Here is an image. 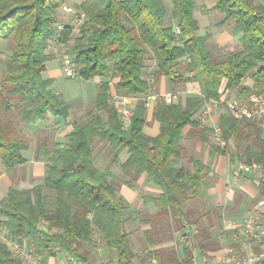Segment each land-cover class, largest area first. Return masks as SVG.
<instances>
[{
    "label": "trees",
    "instance_id": "trees-1",
    "mask_svg": "<svg viewBox=\"0 0 264 264\" xmlns=\"http://www.w3.org/2000/svg\"><path fill=\"white\" fill-rule=\"evenodd\" d=\"M69 0H0V42L6 41L7 58H0V113L15 112L24 124L46 122L49 115L67 121L71 105L51 86L45 75L47 51L53 40L70 47L77 76L90 79L111 72L118 76L115 87L133 95L152 92V83L143 76L149 59L155 61L154 75H164L171 84L196 81L200 95H188L177 102L157 101L153 115L159 132H144L145 108L135 107L124 123L109 95L108 81L97 85L94 109L74 121V130L52 149L42 141L38 157L45 162L43 180L29 189L9 187L0 198V226L10 239L27 238L42 256L59 250L73 253L83 264H95L83 244L98 245L99 239L115 251L117 264H135L129 234L125 229L126 200L110 182L119 164L122 178L134 184L141 174L161 187L162 192L145 198L155 212L145 230L147 247L173 239L185 228L195 229L198 245H215L212 233L200 216L183 204L201 196V181L207 166L202 158L188 155L184 138L209 141L211 127L197 116L206 99L219 98L220 87L238 95L264 86V2L259 0H215L240 33L241 48L213 60L207 37L198 34L194 16L195 0H171L170 15L165 0H80L74 5L85 12L72 36L73 25L65 24L57 36L58 10ZM180 29L176 32L174 26ZM252 72L253 85H244ZM225 144L210 143L212 152L233 156L230 140L238 144L250 139L243 160L264 169V128L247 119L220 113ZM188 128V129H187ZM187 129V130H186ZM10 119L0 120V160L6 169L25 161V141ZM98 142H104L110 159L101 170L97 164ZM128 152L120 161V152ZM46 221L49 229L40 224ZM185 232V231H184ZM185 235V233L183 234ZM158 264H194L189 244L182 251L175 246L148 250ZM0 264H25L0 240ZM254 264H264V259Z\"/></svg>",
    "mask_w": 264,
    "mask_h": 264
},
{
    "label": "crops",
    "instance_id": "crops-1",
    "mask_svg": "<svg viewBox=\"0 0 264 264\" xmlns=\"http://www.w3.org/2000/svg\"><path fill=\"white\" fill-rule=\"evenodd\" d=\"M259 1L264 2V0ZM167 2L169 7H171L169 3L171 0H167ZM214 4L215 0H211L210 5L207 6L209 9L201 12L199 15H197L195 7L194 16L198 21V34L206 35L205 31H210L206 29L207 27L211 29L214 25H222L221 29L213 34V37L207 38L208 42L210 43V38L215 39L219 47H224L227 41L233 42V39H235L234 36L236 35L237 42L235 46L240 49V33L234 30V34L229 35L225 28L226 23L223 22L224 15L215 12L216 8ZM147 63L148 64H146L144 68L143 76L152 83L153 93L177 91V89L168 88L171 87L169 78L164 75H160L156 78L153 71L147 70L150 67L154 69V60H148ZM56 65L57 62L55 58L48 60L46 62L45 75L52 79V89L59 94L63 100L69 103L63 96L64 92L58 89L56 85V73L54 70ZM85 80H91L93 86L88 89L85 94L78 95L79 98H77V96L72 99L78 100V106L73 109V115L69 113L67 121L61 117L49 115L46 122H39L36 124H24L20 122L21 126H19L18 132L26 143V147L22 151L25 161L10 169H6L0 160V198L6 194L11 186L26 190L43 180L45 162L37 155L41 142L46 141L48 148L52 149L56 142H64L66 140L67 135L74 130V121L85 117L90 110L94 109L97 85L101 81H108L109 95L118 113L122 100L128 98L130 101L128 105L132 113L138 105H142L145 108L144 132L152 136L159 132V121L153 115V107L157 102L156 100L150 99L145 102L144 98L146 95H133L125 90L116 88L115 82L118 81V76L111 72L104 76H95ZM253 82L254 80L251 72L245 77L244 85L251 87ZM184 88L192 92L190 95L201 94L199 84L196 81H186ZM220 91L221 94L225 92L227 95H232L234 93L233 91L224 90V83L221 85ZM179 98H181V96H179ZM223 111L225 110L222 106H211L210 119L204 121V123L211 127L213 122L219 120L220 113ZM186 141L187 138L183 140V144ZM210 143L211 141L196 139L192 152H188V155L201 157L207 166V170L201 181V196L186 201L183 204L186 209L194 211L195 215L200 216V222L207 226L209 232L212 233L215 245L212 248L205 249L204 252L198 245V239L195 236L196 230H191L189 227L177 232L173 239L155 243L147 247L144 232L149 228V219L155 212V205L152 201H146L145 198L151 194H159L162 192V189L157 184L149 181L147 175L144 173L138 177L134 184H129L120 178V165L118 164L117 166L114 164L111 166V170L115 174V177H111L110 182L128 204L124 212L125 229L129 234L134 252L136 253L138 250L142 251L144 249L147 252V258L149 260V262H146L147 264H158L156 258L148 254L149 249L173 245L178 250L182 251L184 244H189L192 247L194 264L195 253H198L202 257L203 262L204 260L206 261L204 263L219 264L224 258L227 250L238 246L236 235L241 231L240 223L245 216L254 210L264 226V207L256 205L257 201L264 196V169L259 165L246 172L240 171L237 175L235 170L240 162L227 152H212L210 150ZM223 145L219 146L222 147ZM98 147L100 153L98 156L99 164H97L99 168L103 170L109 162L110 153L108 148L105 147L104 142H98ZM127 155V150L123 149L119 154L120 161L125 160ZM40 226L44 231L49 229V225L46 221H43ZM2 233L5 234L4 228H2ZM184 233L185 235H183ZM180 239H183V241ZM25 243L32 245V242L27 238H25ZM261 248L262 246L260 244L255 243L250 249L252 251H258ZM108 249L115 252L109 247ZM56 259L57 258L53 255L41 257V260L47 264H54ZM102 264L106 263L102 262Z\"/></svg>",
    "mask_w": 264,
    "mask_h": 264
},
{
    "label": "built area",
    "instance_id": "built-area-1",
    "mask_svg": "<svg viewBox=\"0 0 264 264\" xmlns=\"http://www.w3.org/2000/svg\"><path fill=\"white\" fill-rule=\"evenodd\" d=\"M61 10L68 12L71 16V20L70 22L56 21L55 29L57 36L64 30L65 24H79L85 18V12L78 9L76 6L72 7L67 3H63L61 5ZM174 29L176 32L180 31L177 25L174 26ZM62 45L61 65L63 71L68 76H75L77 75V69L73 61V54L69 48H66L64 44ZM150 99L166 103L177 102L179 100V93L177 91H170L167 93L152 92L145 96L144 101L147 102ZM129 102L128 98H124L119 109V115L124 123H128L132 114L128 105ZM211 106H222L224 107V110L230 113L234 118L247 119L256 122L259 126L264 128V86L243 95H238L235 92L232 95H227L224 92L219 98L206 99L197 114L198 118L203 122L210 119ZM210 141L218 145L225 144L221 134L219 120L213 122L211 125ZM258 166L259 164L256 162H240L235 173L238 175L240 171L246 172L251 168ZM256 205L264 207V196L257 201ZM240 227L241 231L236 235L238 246L227 250L224 258L219 264H254L259 260L264 259V226L254 210L242 219ZM0 240L5 242L11 249L12 253L18 256L25 264H47L41 260L42 255L37 251L33 244H26L24 238H8L2 233L1 227ZM255 243L260 244L262 248L258 251H252L250 248ZM60 254H62V256H60ZM52 255L57 258L54 264H83V262L73 253H68L63 250H59ZM204 262L206 261L204 260ZM114 264H117V262Z\"/></svg>",
    "mask_w": 264,
    "mask_h": 264
},
{
    "label": "rangeland",
    "instance_id": "rangeland-1",
    "mask_svg": "<svg viewBox=\"0 0 264 264\" xmlns=\"http://www.w3.org/2000/svg\"><path fill=\"white\" fill-rule=\"evenodd\" d=\"M80 0H69L65 3L71 5L72 7L75 6V3H78ZM210 1L211 0H195V7H196V12L197 15H199L201 12L208 10L210 5ZM171 4V2H169ZM166 4L168 6V15L165 17L167 22H172L174 23V20L172 19L171 15H170V7L168 5V2L166 0ZM215 12L223 14L222 12L218 11L215 9ZM224 15V14H223ZM58 20L61 22H70L71 20V16L69 15L68 12L61 10V7L58 10ZM78 23L77 24H73V31H72V36H75L78 33ZM210 27V26H209ZM222 27V25H214L213 27L210 28H206L209 29L210 31H205L206 37H213V34L216 32H218V30H220ZM226 31H228L229 35H233L234 34V27L231 23H226ZM235 39H233L234 41H227L226 45H224V47H219L218 44L215 42V39H211L210 38V43L208 42V40H206V45H207V49L210 51L213 60H220L222 59L227 53H229L230 51H234L237 50L238 48L235 46L236 45V35L234 36ZM6 41H2L0 42V58L5 59L8 57L9 52L7 50L6 47ZM240 45V44H239ZM64 46L66 48L70 47L66 44H64ZM241 46V45H240ZM239 46V47H240ZM62 50H63V45L61 43H59L57 40H53L50 47L47 49V51H49V53L52 55V58H55L57 65L55 67V75H56V85L58 87V89L62 90L64 92L63 96L65 97V99H67L71 105V109H70V114L73 115L74 113V108L78 106V100H72L74 97H77L78 95H83L86 93V91H88V89L92 88L93 86V82L90 80H85L82 77H79L77 75L75 76H68L64 73L62 65H61V54H62ZM150 61H153L152 59H149ZM148 64V63H147ZM155 65V64H154ZM3 68V64L0 63V72ZM148 71H155V67L154 69H152L151 67L149 69H147ZM146 71V72H148ZM171 87L168 88H174L177 89V91L179 92V96H181V98H184L185 96H188L190 94H192V92L187 91L184 87H185V82H179L175 85L171 84ZM181 94V95H180ZM79 96L77 98H79ZM75 98V99H77ZM4 120V119H10L14 125L15 131H13V133H19V126L20 125V121H18V119L16 118V114L15 112H9V113H0V120ZM210 135V133H209ZM185 139V138H184ZM183 139V140H184ZM194 139V140H192ZM198 138H187V141L184 143L186 152L188 154V152H192L193 148H194V144H195V140ZM250 142V139H243L241 140V142L238 144V146L233 145L234 143L232 142V140H230L231 144V150L233 153L234 158L238 161V162H244L243 158V149L245 148V146L247 145V143ZM98 161V158H97ZM99 164V161L97 162ZM114 165V164H113ZM118 166V164H115ZM119 172H121V176H122V171L119 168ZM42 223V222H41ZM94 238L97 239L98 241V245L94 246V245H90L87 243L83 244V249L87 250L92 258V260L94 261L95 264H102V262H105L106 264H114L116 262V255L115 252L110 251L106 245V243L104 241H102L101 239H99V237L97 235H94ZM178 238V237H177ZM183 241V239H180ZM185 242V241H184ZM107 248V249H106ZM60 256H62V254H60ZM135 264H147L146 262H149L148 258H147V252L144 250H138L136 252V257L134 259ZM195 264H204L202 257L198 254L195 253Z\"/></svg>",
    "mask_w": 264,
    "mask_h": 264
}]
</instances>
